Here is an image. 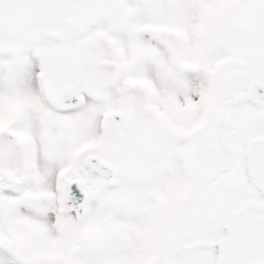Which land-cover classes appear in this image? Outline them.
<instances>
[{"label":"snow or ice","instance_id":"snow-or-ice-1","mask_svg":"<svg viewBox=\"0 0 264 264\" xmlns=\"http://www.w3.org/2000/svg\"><path fill=\"white\" fill-rule=\"evenodd\" d=\"M0 264H264V0H0Z\"/></svg>","mask_w":264,"mask_h":264}]
</instances>
